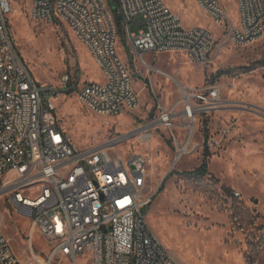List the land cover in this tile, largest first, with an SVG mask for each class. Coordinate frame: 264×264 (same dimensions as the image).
Returning <instances> with one entry per match:
<instances>
[{"label": "rangeland", "instance_id": "374dc122", "mask_svg": "<svg viewBox=\"0 0 264 264\" xmlns=\"http://www.w3.org/2000/svg\"><path fill=\"white\" fill-rule=\"evenodd\" d=\"M10 1L14 42L40 84L58 87L61 76L76 68L86 80H105L69 27L35 19L31 0ZM165 2L184 27L201 26L212 32L215 44L210 60L196 64L183 52L153 51L144 55V62L120 36L118 52L130 70L138 106L105 116L84 108L75 95L62 94L54 100L60 122L78 147L106 144L114 157H146L144 196L151 197L146 221L178 264H250L251 260L264 264V38L235 45L194 0ZM220 2L230 19L237 21V0ZM130 28L137 33L143 25L133 23ZM224 69L233 72L212 79ZM212 87L219 88L220 108L185 116L184 93H208ZM160 107L173 114L172 127L153 126ZM144 129L150 131L142 141ZM186 144L189 152L175 163L178 147ZM206 145L209 174L191 175L201 165ZM5 192L0 190V226L14 251L24 262L31 260L32 251L38 258H47L52 243L37 230L30 241L29 217L16 209ZM235 212L242 217L244 231L234 225ZM55 264L75 263L63 259ZM78 264L86 261L78 258Z\"/></svg>", "mask_w": 264, "mask_h": 264}, {"label": "built area", "instance_id": "2783aa9c", "mask_svg": "<svg viewBox=\"0 0 264 264\" xmlns=\"http://www.w3.org/2000/svg\"><path fill=\"white\" fill-rule=\"evenodd\" d=\"M194 1L235 45L264 38V0H237V21L220 0ZM114 9L128 45L142 60L153 51L183 52L196 64L210 60L212 32L184 27L165 0H31V15L69 27L105 77L102 82L86 80L76 68L61 76L58 87L40 84L14 42L12 3L0 0V190L29 217L30 241L37 230L53 245L47 258L32 251L31 260L24 262L0 226V264H55L63 259L78 264V258L86 264H178L146 221L144 208L151 200L144 196L146 157H114L106 144L78 147L57 114L54 100L62 94L75 95L84 108L105 116L138 106L130 70L117 48L120 32ZM133 23L143 28L132 32ZM184 98V114L194 116L217 110L222 103L218 87L208 93L185 92ZM160 109L153 126L172 127L173 114ZM149 131L144 129L141 137H148ZM188 152V144L178 147L174 162ZM232 220L244 231L239 214Z\"/></svg>", "mask_w": 264, "mask_h": 264}, {"label": "trees", "instance_id": "16d2710c", "mask_svg": "<svg viewBox=\"0 0 264 264\" xmlns=\"http://www.w3.org/2000/svg\"><path fill=\"white\" fill-rule=\"evenodd\" d=\"M114 11H115V15H116V21H117V24H118V27H119L120 36L125 38V35L122 32V20H121V17L117 13L116 9H114ZM232 72H233L232 69L219 70L212 76V79L213 80H217L218 78H220L223 75H231ZM209 156H210L209 147L206 145L205 151H204V159H203L201 165L199 167H197L196 170L192 171L190 174L198 176V177H203V176L208 175L209 174V170H208V168H209ZM165 182H166V180L160 186L159 193L163 191V189L165 187ZM233 196H235V195H233ZM147 210H148V207H145L144 208V213L145 214L147 213ZM235 214H238V213L235 212Z\"/></svg>", "mask_w": 264, "mask_h": 264}, {"label": "bare ground", "instance_id": "6f19581e", "mask_svg": "<svg viewBox=\"0 0 264 264\" xmlns=\"http://www.w3.org/2000/svg\"><path fill=\"white\" fill-rule=\"evenodd\" d=\"M186 115H187V117H190V116H194V114L193 113H191V115L189 114H187V113H185ZM185 115V116H186ZM192 118V117H191ZM190 126L192 127V125L190 124ZM142 138V140L144 141L146 138H147V136H145L144 138L143 137H141ZM1 223V222H0Z\"/></svg>", "mask_w": 264, "mask_h": 264}, {"label": "crops", "instance_id": "0c3cea01", "mask_svg": "<svg viewBox=\"0 0 264 264\" xmlns=\"http://www.w3.org/2000/svg\"><path fill=\"white\" fill-rule=\"evenodd\" d=\"M174 257V256H173ZM175 258V257H174ZM175 260H176V258H175ZM177 261V260H176Z\"/></svg>", "mask_w": 264, "mask_h": 264}]
</instances>
